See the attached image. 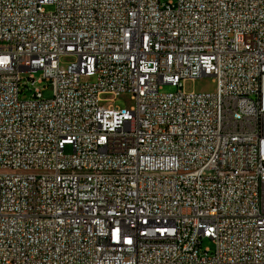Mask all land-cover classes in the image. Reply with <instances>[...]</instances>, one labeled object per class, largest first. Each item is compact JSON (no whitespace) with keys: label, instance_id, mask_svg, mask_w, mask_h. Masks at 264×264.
I'll return each instance as SVG.
<instances>
[{"label":"built area","instance_id":"obj_1","mask_svg":"<svg viewBox=\"0 0 264 264\" xmlns=\"http://www.w3.org/2000/svg\"><path fill=\"white\" fill-rule=\"evenodd\" d=\"M0 264H264V0H0Z\"/></svg>","mask_w":264,"mask_h":264},{"label":"rangeland","instance_id":"obj_2","mask_svg":"<svg viewBox=\"0 0 264 264\" xmlns=\"http://www.w3.org/2000/svg\"><path fill=\"white\" fill-rule=\"evenodd\" d=\"M46 9L48 11H52L54 9L53 6L48 5L46 6ZM72 58L65 57L63 59V63H67L71 61ZM41 71H37L35 73V77L39 79L41 77ZM23 76H27V74H24ZM83 81L85 82H95V77H83ZM36 87L40 88L44 94V97H51L52 96V89L50 86H48V82L45 80L41 83H36ZM177 87H173L170 85L164 86L163 92H171L176 91ZM184 90L187 92H197V93H215L217 90V83L214 80V77L211 76H202L200 78H197L196 80H190L184 84ZM30 95V94H29ZM102 98V105L109 106V105H116L120 107H125L128 109H131L135 106L136 102L133 99V94L130 92H122L120 95L115 96L111 93H104L101 95ZM114 99V101H111ZM67 151H71L69 148ZM203 248L211 247L214 249V243L209 240L205 239L203 241Z\"/></svg>","mask_w":264,"mask_h":264}]
</instances>
